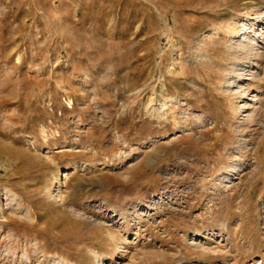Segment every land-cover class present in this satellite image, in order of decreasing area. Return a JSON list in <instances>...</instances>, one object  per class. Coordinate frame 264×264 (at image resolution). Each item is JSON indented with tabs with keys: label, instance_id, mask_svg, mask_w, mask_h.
I'll return each mask as SVG.
<instances>
[{
	"label": "rangeland",
	"instance_id": "374dc122",
	"mask_svg": "<svg viewBox=\"0 0 264 264\" xmlns=\"http://www.w3.org/2000/svg\"><path fill=\"white\" fill-rule=\"evenodd\" d=\"M0 264H264V0H0Z\"/></svg>",
	"mask_w": 264,
	"mask_h": 264
},
{
	"label": "bare ground",
	"instance_id": "6f19581e",
	"mask_svg": "<svg viewBox=\"0 0 264 264\" xmlns=\"http://www.w3.org/2000/svg\"><path fill=\"white\" fill-rule=\"evenodd\" d=\"M253 41H254V39H251V38H243V40H241V41H239L238 42V47L240 48V49H242V50H244L245 48H247V47H249V46H252L251 44L253 43ZM233 50V49H232ZM173 63V62H172ZM174 64V63H173ZM236 85H239V82H237V81H235L234 82ZM235 87V86H234ZM239 88V87H238ZM4 194H5V196L7 197V199L8 200H17V195L16 194H14L12 191H10L9 189H5L4 190ZM18 203H19V201H18ZM116 237H117V235H116ZM119 237V236H118ZM117 237V238H118ZM105 258V257H104ZM100 259H102V258H100ZM59 261V260H58ZM64 262V261H63ZM60 263V262H59Z\"/></svg>",
	"mask_w": 264,
	"mask_h": 264
}]
</instances>
